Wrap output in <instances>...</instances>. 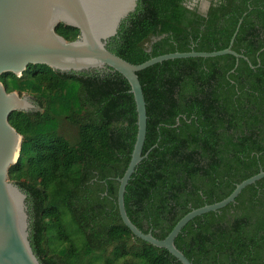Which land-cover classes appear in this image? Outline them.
Segmentation results:
<instances>
[{
    "label": "trees",
    "instance_id": "1",
    "mask_svg": "<svg viewBox=\"0 0 264 264\" xmlns=\"http://www.w3.org/2000/svg\"><path fill=\"white\" fill-rule=\"evenodd\" d=\"M232 49L248 58H176L138 72L147 109L143 154L125 193L130 219L165 238L192 209L226 198L264 170V0H138L107 47L134 64L171 52ZM56 31L74 40L79 29ZM43 111H16L23 135L9 178L27 194L30 241L42 264H182L123 223L117 194L137 112L118 72L45 64L0 76ZM179 120V121H178ZM193 264H264V178L234 203L196 216L175 239Z\"/></svg>",
    "mask_w": 264,
    "mask_h": 264
},
{
    "label": "water",
    "instance_id": "2",
    "mask_svg": "<svg viewBox=\"0 0 264 264\" xmlns=\"http://www.w3.org/2000/svg\"><path fill=\"white\" fill-rule=\"evenodd\" d=\"M138 0H0V76L13 73L20 77L28 65L45 64L53 70L74 73L114 71L130 84L137 112V134L131 159L119 182L117 205L123 223L138 238L167 249L182 264L192 261L175 244L184 226L196 216L217 211L236 198L248 185L264 178V170L238 183L226 198L192 209L185 214L163 239L152 231L143 232L130 219L125 206L127 185L140 162L147 156L143 146L147 134V109L138 72L169 59L226 54L245 58L232 49L238 24L230 45L217 51L171 52L134 64L112 52L107 42L115 36L124 19L136 10ZM79 29L74 40H67L56 31L60 24ZM38 106L30 95L8 92L0 81V264H42L31 241L30 214L26 192L9 178V169L19 157L23 135L11 124L16 111L30 112ZM179 121V120H178Z\"/></svg>",
    "mask_w": 264,
    "mask_h": 264
},
{
    "label": "flooded vegetation",
    "instance_id": "3",
    "mask_svg": "<svg viewBox=\"0 0 264 264\" xmlns=\"http://www.w3.org/2000/svg\"><path fill=\"white\" fill-rule=\"evenodd\" d=\"M199 3H200V6H201V9L206 11V9L208 8L209 6V1L210 0H198ZM197 2V0H193V4H195ZM204 2H205V7H204ZM27 95H30L32 100L35 102V104L38 106V109L37 110H33V111H30V112H36V111H43V107L40 105V103L38 102V99L36 98V96L32 95V94H27Z\"/></svg>",
    "mask_w": 264,
    "mask_h": 264
},
{
    "label": "rangeland",
    "instance_id": "4",
    "mask_svg": "<svg viewBox=\"0 0 264 264\" xmlns=\"http://www.w3.org/2000/svg\"><path fill=\"white\" fill-rule=\"evenodd\" d=\"M203 5H204V7H205V2H204V4H203ZM23 94H27V93H23Z\"/></svg>",
    "mask_w": 264,
    "mask_h": 264
}]
</instances>
